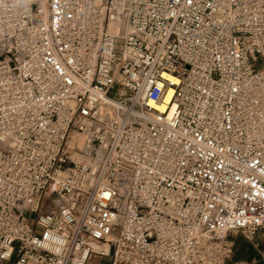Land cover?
I'll use <instances>...</instances> for the list:
<instances>
[{"label":"built area","instance_id":"built-area-1","mask_svg":"<svg viewBox=\"0 0 264 264\" xmlns=\"http://www.w3.org/2000/svg\"><path fill=\"white\" fill-rule=\"evenodd\" d=\"M258 234L264 0H0V264H227Z\"/></svg>","mask_w":264,"mask_h":264},{"label":"crops","instance_id":"crops-1","mask_svg":"<svg viewBox=\"0 0 264 264\" xmlns=\"http://www.w3.org/2000/svg\"><path fill=\"white\" fill-rule=\"evenodd\" d=\"M238 262L264 264V236L262 234L255 235L252 242L237 239L233 257L227 264H238Z\"/></svg>","mask_w":264,"mask_h":264},{"label":"bare ground","instance_id":"bare-ground-1","mask_svg":"<svg viewBox=\"0 0 264 264\" xmlns=\"http://www.w3.org/2000/svg\"><path fill=\"white\" fill-rule=\"evenodd\" d=\"M69 145L77 144L78 147L82 150L83 154H74L73 159L76 162H89V157L92 156L96 160H100L103 155V151L100 148L88 146L84 138L80 135H72L71 139L68 142ZM95 249V248H94Z\"/></svg>","mask_w":264,"mask_h":264}]
</instances>
